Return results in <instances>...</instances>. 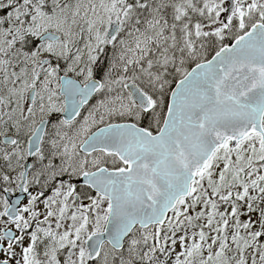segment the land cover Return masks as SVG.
I'll return each mask as SVG.
<instances>
[{
  "label": "snow or ice",
  "instance_id": "snow-or-ice-1",
  "mask_svg": "<svg viewBox=\"0 0 264 264\" xmlns=\"http://www.w3.org/2000/svg\"><path fill=\"white\" fill-rule=\"evenodd\" d=\"M0 264H264V0H0Z\"/></svg>",
  "mask_w": 264,
  "mask_h": 264
}]
</instances>
